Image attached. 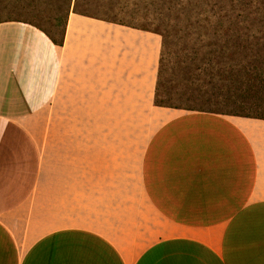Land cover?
Wrapping results in <instances>:
<instances>
[{
  "label": "crops",
  "instance_id": "1",
  "mask_svg": "<svg viewBox=\"0 0 264 264\" xmlns=\"http://www.w3.org/2000/svg\"><path fill=\"white\" fill-rule=\"evenodd\" d=\"M161 46L0 24V264H264V120L156 107Z\"/></svg>",
  "mask_w": 264,
  "mask_h": 264
},
{
  "label": "rangeland",
  "instance_id": "2",
  "mask_svg": "<svg viewBox=\"0 0 264 264\" xmlns=\"http://www.w3.org/2000/svg\"><path fill=\"white\" fill-rule=\"evenodd\" d=\"M172 1L104 0L100 6L89 7L86 12L103 20L144 27L150 31L159 30L169 36L168 45L160 52L159 95L176 110L226 116L254 117L260 114L264 117L262 101L242 97L247 89L246 83H242L241 77L230 74L231 69H237L235 62L211 53L216 49L214 46L200 49V43L192 33L195 31L187 30L191 22L179 16L178 8L173 6ZM78 9L85 11L86 8ZM46 11L49 14V10ZM43 28L58 37L59 29L53 30L48 25ZM143 144L144 139L132 141V184L136 179L137 154Z\"/></svg>",
  "mask_w": 264,
  "mask_h": 264
},
{
  "label": "trees",
  "instance_id": "3",
  "mask_svg": "<svg viewBox=\"0 0 264 264\" xmlns=\"http://www.w3.org/2000/svg\"><path fill=\"white\" fill-rule=\"evenodd\" d=\"M103 1L0 0V24L15 22L30 25L43 32L54 45L62 46L70 13L103 20L86 12L89 7L100 6ZM172 3L178 8L179 16L191 22L187 30L195 31L192 33L196 35L200 49L214 46L216 49L211 53L235 62L237 69H231L230 74L241 77L242 83H246L247 89L242 97L264 103V0H173ZM81 7H85V11L78 9ZM46 10H49V14ZM103 21L160 35L162 51L168 45L169 36L161 34L159 30L150 31L116 21ZM45 25L53 30L59 29L58 37L46 31L43 28ZM159 77L158 71L154 105L173 108L160 98ZM259 115L238 117L264 120Z\"/></svg>",
  "mask_w": 264,
  "mask_h": 264
}]
</instances>
